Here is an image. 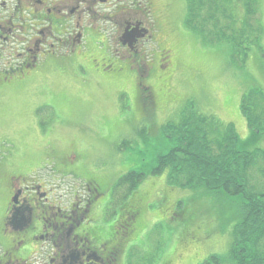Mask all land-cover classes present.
Segmentation results:
<instances>
[{
	"label": "rangeland",
	"instance_id": "374dc122",
	"mask_svg": "<svg viewBox=\"0 0 264 264\" xmlns=\"http://www.w3.org/2000/svg\"><path fill=\"white\" fill-rule=\"evenodd\" d=\"M246 1L220 0L222 8L216 18L199 14L192 17V23L200 28L208 21L212 29L211 24L218 21L225 31L233 22L239 27L246 16ZM153 6L164 26H157L158 32L151 31L153 38L149 40L144 37L151 23L143 21V38L139 39H148L154 51L149 67L129 64L135 73L151 72L149 79H143L152 92L151 105L143 108L146 113L138 116L140 108L135 105L138 80L135 83L132 77L123 79L115 72L111 78L86 71L85 76L77 74L78 64L62 58L56 63L39 61L35 70L12 76L9 85H0V226L10 203L12 178L22 175L38 182L44 176L50 191L55 185L69 182L63 193H70L73 185L82 195L91 175L103 184V176L112 177L116 183L129 173H141L148 175L131 196L139 201V213L128 232L131 243L124 254V264H200L210 256L229 254L238 222L236 209L216 195L172 187L164 174L149 173L156 165V157L170 145L162 129L181 122L183 114L195 120L205 117L216 121L224 126L220 128L233 126L242 141L250 138L240 104L246 92L264 91V0H258L257 12L251 19L252 29L262 25L261 42L250 46V58L242 63L231 62L230 44L205 46L202 38L186 27L188 0H176L175 6L171 5L175 10L171 15L170 3L153 0ZM162 12L170 16L164 18ZM123 18H117L119 24ZM252 33L255 36L257 32ZM207 37L218 42L215 36ZM137 55L142 58L140 53ZM44 130L50 135L41 140L37 131ZM259 142L264 149V136ZM209 147L214 155L220 154L214 140H210ZM48 149L56 158L60 154L65 163L50 157L44 160H54L53 165L45 164L47 169L57 168L58 173L71 176L53 171L50 175L47 169L30 167L38 153ZM21 163L23 168L18 165ZM263 166L259 158L249 171L247 186L254 194L264 193V179L259 174ZM102 191L100 207L89 213L91 237L98 244L114 236L120 219L121 199L119 194L115 195L117 201L114 198L115 187H104ZM145 195L153 198L147 201ZM25 226L20 221L19 227L24 229L19 232H26ZM12 227L8 226L6 232L0 227V257L5 256ZM42 254L39 250L30 258L32 264H48Z\"/></svg>",
	"mask_w": 264,
	"mask_h": 264
},
{
	"label": "flooded vegetation",
	"instance_id": "af4514ba",
	"mask_svg": "<svg viewBox=\"0 0 264 264\" xmlns=\"http://www.w3.org/2000/svg\"><path fill=\"white\" fill-rule=\"evenodd\" d=\"M153 9V0H0V69L5 70L0 71V85H9L12 76L35 70L39 61L59 56L78 64L76 71L110 78L115 72L123 79L138 80L142 87L144 76L149 79L151 72L135 73L129 64L149 67L154 52L148 41L153 38L150 33L164 26ZM118 17H124L121 24ZM145 20L151 26L144 37L148 39L142 40L140 30ZM156 44L160 47V42ZM39 136L48 139V132L40 131ZM50 153V149L38 153L30 167L43 168ZM57 159L63 163L60 154ZM18 165L23 168L22 163ZM104 181L91 179L88 192L93 194L85 192L64 206L63 201L51 198L45 181L29 183L22 175L12 178L2 230L13 227L0 264H32L30 258L39 250L48 264H124L127 241L114 236L98 244L90 233L89 213L100 207L102 188L108 190L110 186V180ZM124 205L120 222L127 219L131 209L137 210L136 206ZM20 221L26 223L24 233L19 232L24 229L19 227Z\"/></svg>",
	"mask_w": 264,
	"mask_h": 264
},
{
	"label": "trees",
	"instance_id": "16d2710c",
	"mask_svg": "<svg viewBox=\"0 0 264 264\" xmlns=\"http://www.w3.org/2000/svg\"><path fill=\"white\" fill-rule=\"evenodd\" d=\"M219 1L188 0L186 26L202 38L205 46L230 44L231 62L242 63L249 58L250 46L258 45L262 39V25L259 23L256 30L251 28L258 0L246 1V16L239 27L233 22L225 31L218 21L211 24L212 29L207 26L208 21L200 28L195 27L192 17L209 14V19L216 18L222 8ZM252 31L257 32L255 36ZM208 35L215 36L218 42H212ZM140 94L144 97V90ZM148 100H151L150 95L144 98V105L148 104ZM137 106L140 108L141 103L137 102ZM240 110L251 132L250 138L244 141L233 126L220 128L222 124L205 117L195 120L193 116L185 117L183 114L181 122L165 126L162 133L169 139L170 145L165 153L156 157V165L149 173H166L172 186L216 195L236 209L238 222L234 227L229 254L213 255L201 264H264V193L254 194L247 186L250 169L258 163L259 158L264 161V149L259 147V141L264 136V91L254 89L246 92L242 96ZM210 140H214L219 155L213 154L209 147ZM262 168L260 173L264 177V166ZM147 175L129 173L119 185L126 184L130 189H135ZM131 210L126 220H119L115 225L114 236L121 237L119 240L125 241V234L135 224L133 217L138 213L134 208Z\"/></svg>",
	"mask_w": 264,
	"mask_h": 264
}]
</instances>
